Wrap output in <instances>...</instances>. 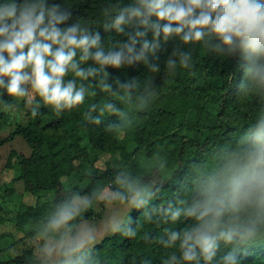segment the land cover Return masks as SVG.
Returning a JSON list of instances; mask_svg holds the SVG:
<instances>
[{"label":"clouds","instance_id":"9594fccd","mask_svg":"<svg viewBox=\"0 0 264 264\" xmlns=\"http://www.w3.org/2000/svg\"><path fill=\"white\" fill-rule=\"evenodd\" d=\"M77 2L0 0V113L37 117L45 105L60 116L84 105V127L114 114L103 128L127 132L164 80L209 52L238 58L233 96L258 103L243 130L202 158L177 165L145 150L131 161L114 156L106 180L93 181L89 166L85 183L67 178L25 225L27 264H121L110 245L96 247L114 234L158 246L160 264H242L239 253L264 241V0H98L74 16ZM97 25L126 38L102 39ZM126 65L144 71L110 79L109 66ZM180 168L178 187L165 189ZM132 209L141 210L135 220ZM132 261L153 264L140 254Z\"/></svg>","mask_w":264,"mask_h":264},{"label":"trees","instance_id":"16d2710c","mask_svg":"<svg viewBox=\"0 0 264 264\" xmlns=\"http://www.w3.org/2000/svg\"><path fill=\"white\" fill-rule=\"evenodd\" d=\"M98 0H78L72 5L75 15L92 12ZM101 38L124 39L114 30H105L95 26ZM172 41L165 42L158 51L159 63L163 65ZM235 56H218L209 52L202 58L197 54L196 62L191 69L179 68L176 74L162 83L161 95L146 110L142 111L134 127L127 132L109 133L103 126L117 121L113 115L106 116L100 126L84 127L80 120L84 105L70 111L66 110L57 116L49 106L41 105L40 114L32 117L25 125H17L8 135L0 138V147L16 137L22 138L30 147L28 156L17 161V178L22 181L24 189L37 195L34 205H23L15 216V227L25 234L26 223L39 215L49 200L44 194L50 192L53 199L65 187L67 178H74L85 183L88 178L83 175L85 166L93 168L92 180H106L112 173L114 156L124 157L130 161L140 151L161 150L169 158L182 164L190 159L202 158L215 144L233 138L251 121L257 101L240 100L233 96L231 86L242 76V69L237 67ZM110 79L119 76L125 79L140 75L143 65H126L120 68L108 67ZM160 82V74L156 77ZM98 93L95 99H100ZM110 153L105 167L95 165L99 156ZM186 169H177L164 181L163 187L169 191L178 187ZM64 179V180H63ZM141 210L132 209L133 220L139 217ZM158 229H152L154 236ZM106 245L123 254L121 264H133L132 257L140 254L150 257L153 264H160L158 246L129 239L119 234L105 237L97 248ZM30 249L19 255L5 259L1 264H27ZM242 264H264V241L250 245L239 253Z\"/></svg>","mask_w":264,"mask_h":264},{"label":"rangeland","instance_id":"374dc122","mask_svg":"<svg viewBox=\"0 0 264 264\" xmlns=\"http://www.w3.org/2000/svg\"><path fill=\"white\" fill-rule=\"evenodd\" d=\"M28 120L27 113H0V138L8 135L17 125L27 124ZM30 152L29 145L20 137L0 147V264L25 249L31 250L26 246L25 234L18 231L14 223L15 216L23 205H34L37 202V195L26 192L22 181L17 178V161ZM110 156V153L101 154L94 166L105 167ZM51 198L50 192L43 196L44 200Z\"/></svg>","mask_w":264,"mask_h":264}]
</instances>
